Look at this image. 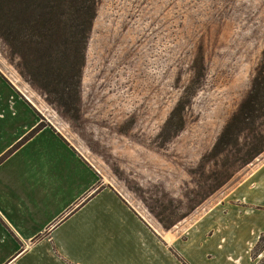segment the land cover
I'll return each mask as SVG.
<instances>
[{"label": "rangeland", "instance_id": "374dc122", "mask_svg": "<svg viewBox=\"0 0 264 264\" xmlns=\"http://www.w3.org/2000/svg\"><path fill=\"white\" fill-rule=\"evenodd\" d=\"M263 50L264 0H97L79 115L25 79L1 37L0 68L41 122L98 170L99 184L160 232L209 246L216 225H245L261 233L253 257L264 264V152L245 164L242 143L253 129L215 150ZM201 56L205 70L192 83ZM186 92L184 126L168 136L165 124Z\"/></svg>", "mask_w": 264, "mask_h": 264}, {"label": "crops", "instance_id": "0c3cea01", "mask_svg": "<svg viewBox=\"0 0 264 264\" xmlns=\"http://www.w3.org/2000/svg\"><path fill=\"white\" fill-rule=\"evenodd\" d=\"M41 121L0 68V264L260 263L245 225H216L209 246L160 232L50 126L6 156Z\"/></svg>", "mask_w": 264, "mask_h": 264}, {"label": "trees", "instance_id": "16d2710c", "mask_svg": "<svg viewBox=\"0 0 264 264\" xmlns=\"http://www.w3.org/2000/svg\"><path fill=\"white\" fill-rule=\"evenodd\" d=\"M97 16V0H0V37L18 58L20 74L45 93L48 101L67 114L80 113L82 71ZM203 56L195 61L192 83L204 73ZM193 85V84H192ZM192 94L185 93L165 124L167 135L184 126L185 107ZM264 50L251 86L217 139L215 150L240 144L246 132L245 164L264 152ZM47 127L41 122L13 150Z\"/></svg>", "mask_w": 264, "mask_h": 264}]
</instances>
